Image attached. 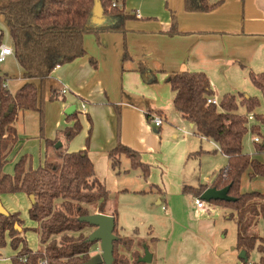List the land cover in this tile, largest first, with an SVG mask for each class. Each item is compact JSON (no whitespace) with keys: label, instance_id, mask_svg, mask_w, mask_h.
Segmentation results:
<instances>
[{"label":"trees","instance_id":"obj_1","mask_svg":"<svg viewBox=\"0 0 264 264\" xmlns=\"http://www.w3.org/2000/svg\"><path fill=\"white\" fill-rule=\"evenodd\" d=\"M115 1L0 0V18L9 33L14 57L23 70L25 81L13 95L3 87L9 77L0 75V198L18 193L35 197L29 216L37 224L35 231L42 245L40 250L30 247L24 236L27 229L18 213H10L8 217L0 214L2 264H85L91 259L96 243L89 242V237L95 228L82 222L81 218L106 214L110 192L105 182L97 177L88 152L68 153L63 146L56 149L57 139L47 141L54 151L49 155L47 150L44 166L28 168V156H23L17 162L13 175L3 174L2 169L19 140L15 123L20 112H36L43 120L46 102H54L62 95L52 74L58 67L85 56V36L125 32V24L132 17L124 9L113 7ZM97 2L104 10L102 24L94 22ZM218 5L212 0H185L187 12L208 13ZM1 32L0 44L4 29ZM140 72L146 83L158 82L156 75L146 68L141 67ZM250 79L264 98V73L251 74ZM166 82L174 93V109L194 125L192 134L214 142L228 158L227 165L215 175L210 187L201 185L190 189V193L201 197L209 188L220 190L230 187L229 195L236 199L235 202L210 203L236 212L239 233L235 249L246 253L247 261L244 262L248 263L253 251L264 254V237L243 234L246 222L253 224L256 220H264V194L241 191L242 178L249 170L252 178L264 177V164L244 152V137L250 130L247 115L256 114L260 102L255 97L226 94L220 106L209 104L208 99L215 95L204 72H175L169 75ZM240 108H245L246 114H240ZM67 119L76 120L74 127L63 131L67 141H70L80 133L82 126L76 113ZM255 132L256 129L253 130ZM257 152L264 153V143L257 146ZM203 153L198 152L195 156ZM121 156L131 160L132 168H142L147 172L148 167L141 163L138 153L122 144L109 154L113 168L119 165ZM117 214L116 211L115 235L118 240L114 243V264H130L123 259L122 248L127 251L129 243L120 237ZM231 217L234 218V215ZM8 244L16 254L6 262L2 259L1 250ZM140 246L146 249V245ZM140 259L138 256L135 264H144ZM261 259V264H264V257Z\"/></svg>","mask_w":264,"mask_h":264},{"label":"crops","instance_id":"obj_2","mask_svg":"<svg viewBox=\"0 0 264 264\" xmlns=\"http://www.w3.org/2000/svg\"><path fill=\"white\" fill-rule=\"evenodd\" d=\"M115 2L132 17L125 32L86 35L85 56L53 72L52 79L65 94L46 102V126L52 135L74 127L76 120H68L65 112L76 106L80 133L70 141L62 132V139L50 134L52 139H59L65 152H88L97 177L110 192L109 199L122 194L151 197L169 213L179 198L187 194L195 198L190 189L210 187L228 158L214 142L202 138L211 147L195 156L201 151L188 136L194 125L174 109V93L166 80L175 72H204L217 99L220 93L245 95L254 86L250 75L264 73V0H212L219 5L208 13L187 12L185 0ZM3 23L0 18V37ZM141 67L154 73L158 82L146 83ZM20 70L13 78L8 70L0 69V75L9 77L7 89L13 95L25 84ZM153 116L163 119L161 127L153 125ZM20 121L19 117L15 123L18 134L25 124ZM118 144L138 153L147 172L132 168L126 156L113 168L109 154ZM210 155L223 156L224 164L215 166L211 179L196 183L188 170L189 160ZM141 209H132L135 218L147 212ZM116 211L119 219L117 209L106 214L114 217ZM117 224L125 236L118 220Z\"/></svg>","mask_w":264,"mask_h":264},{"label":"rangeland","instance_id":"obj_3","mask_svg":"<svg viewBox=\"0 0 264 264\" xmlns=\"http://www.w3.org/2000/svg\"><path fill=\"white\" fill-rule=\"evenodd\" d=\"M3 29L2 44L10 46L12 44L9 33L2 26ZM20 67L15 57H11L5 63L0 64V69L8 70L13 78L18 76L21 71ZM245 95L257 98L260 105L255 112L256 114L247 115L253 116V119L249 120L250 130L244 137V152L254 159L264 162V153L257 152V146L264 143V98L255 86H250ZM223 96L224 94L220 93L219 101L222 100ZM239 112L246 114L245 108H240ZM19 117L22 119L20 124H25L24 127H19V140L9 154L8 161L4 164L3 174L13 175L17 162L23 156H28V168L35 169L43 166L47 150L49 155L53 154L54 151L53 147L47 145V141H53L57 137L62 139L63 136L61 135L63 132L59 129L54 135H52V131L49 133L46 117L44 116L42 120L36 112H22ZM254 129H256L255 133H253ZM188 130L190 142L198 145L197 150L204 153L209 151L211 144L193 135L191 129ZM50 134L54 136V139ZM255 138H259L260 142L256 143ZM202 157V160L193 157L188 163L189 173L192 179L196 180V183L199 180L205 182L207 178L211 179L216 169L215 166H223L225 161L221 155ZM199 185L198 183L192 186ZM250 189L264 194V177L252 178L249 170L242 178V191L249 192ZM194 199L191 194H187L176 200L173 210L171 211L169 208V213H166L161 206L158 207L156 202L151 200V197L144 199L135 194H122L110 198L107 210H118V223L123 228L122 234L128 236H122L119 232L120 237L129 243V251L122 248L123 259L130 264H135L136 258L138 256L145 257V250H148L154 257L149 264H242L239 258L240 253L235 249L239 233L235 219L236 212L231 208L209 202H206L207 212L205 210L200 211L195 206ZM0 200L9 213L20 215L24 221V227L27 229L24 236L27 237L30 247L34 250H40L42 245L35 231L37 224L29 216V210L32 206L30 197L24 193H18L3 195ZM149 201L152 203L150 204ZM135 206L140 209L145 208L147 212L145 211L137 219L132 214V209ZM231 214L234 215V218L231 217ZM243 230V234L264 237V220H256L253 224L246 222ZM141 244L146 245V249L141 247ZM1 253L2 259L6 261L16 254L10 244L1 250ZM98 254H101V247L99 243H96L92 248L91 258ZM262 254L257 250L253 251L250 254L248 264H261ZM0 264L2 263L0 262Z\"/></svg>","mask_w":264,"mask_h":264},{"label":"water","instance_id":"obj_4","mask_svg":"<svg viewBox=\"0 0 264 264\" xmlns=\"http://www.w3.org/2000/svg\"><path fill=\"white\" fill-rule=\"evenodd\" d=\"M103 14L104 10L100 2H97L94 8V22L97 24L103 23ZM13 111V108L10 109V112ZM67 116H72L76 113V106H71L66 110ZM62 143L58 142L56 149L62 147ZM230 187L224 189L209 188L201 196L205 202L212 201H224V202H235L236 199L229 195ZM249 192H252L250 189ZM32 204L35 203V197H30ZM0 214L8 217L10 213L4 208L0 200ZM81 221L88 223L95 230L91 233L89 237V242L99 243L101 247V254L96 255L91 258L85 264H114V243L118 240V237L115 235L116 220L113 216L107 214H96L87 217L81 218ZM18 231H21V228H17ZM241 261H247L246 253L242 251L239 256ZM153 260V256L149 253L148 250H145V257L140 259L141 263L149 264Z\"/></svg>","mask_w":264,"mask_h":264},{"label":"built area","instance_id":"obj_5","mask_svg":"<svg viewBox=\"0 0 264 264\" xmlns=\"http://www.w3.org/2000/svg\"><path fill=\"white\" fill-rule=\"evenodd\" d=\"M113 7H117V3L116 2L113 3ZM137 17L141 18V15L138 14ZM11 57H14V49H13V47L11 45L9 46V45L0 44V64L5 63ZM3 87L7 88V82H5L3 84ZM61 94L64 95L65 94V90H63L61 92ZM208 103L216 105V106H220V101L215 96L214 97H210L208 99ZM248 119L252 120L253 116H249ZM151 122L153 123V125L156 128H159L163 124V119L161 117H159V116H153L152 119H151ZM255 142L259 143L260 139L259 138H255ZM194 203H195V205H196L198 210H200V211H204L205 210L206 211L207 204L201 197H195ZM163 209L165 210L166 207H163ZM44 264H46V262H44ZM242 264H248V263L242 261Z\"/></svg>","mask_w":264,"mask_h":264}]
</instances>
